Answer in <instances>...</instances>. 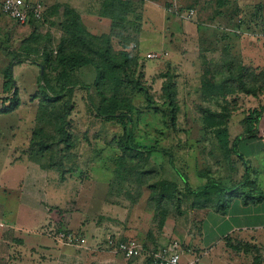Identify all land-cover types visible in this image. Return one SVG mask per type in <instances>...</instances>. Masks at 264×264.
Listing matches in <instances>:
<instances>
[{"label":"rangeland","instance_id":"1","mask_svg":"<svg viewBox=\"0 0 264 264\" xmlns=\"http://www.w3.org/2000/svg\"><path fill=\"white\" fill-rule=\"evenodd\" d=\"M2 1L0 0V109L2 105H9L8 101H2L4 95L1 87L3 71L7 67L13 70L19 104L10 113L0 115V188L8 184L7 189H11L8 190L9 196L15 201L17 199L14 187L7 181L9 167H1L6 155L2 150L10 151L14 157L20 159L21 151L26 154V158H36L34 154H41L47 157V161L49 159V154L44 152L43 148L41 151V143H47L45 141L49 135H54L53 129L56 126L53 119H48L50 109L47 104L42 105L40 100L32 98L38 89L40 67L31 63V60L42 62L39 58L40 51L34 53L32 50L39 46L55 48L61 39V29L57 25L49 24V19L45 17L35 25L16 26L2 13ZM163 1L159 0L161 3ZM205 1H176L181 7L182 15L190 10L194 12L191 18L193 23L190 25L185 23L187 21L183 17L178 18V15L175 16L177 20L173 15H168L172 23H167L169 18L164 20L159 7L157 13H147L146 16L151 17L152 23L145 26L144 32L140 21L143 7L132 15V20L125 22L118 30H112L111 22L106 21V33L97 36L111 34L113 49L127 51L130 57L135 58L134 61L138 64L134 79L140 82L144 90L136 88L132 92V87L128 86V91L122 94L130 97L135 107L132 114L134 121L131 124L124 119L126 117L109 120L97 117L95 110L90 107L87 89L75 88L72 89L71 97L67 92L62 97L61 103H67L68 106L67 122L70 132L74 135L75 147L69 154L71 159L66 158L64 161L66 172L62 177L60 172L50 169L54 180L63 185L68 182L71 184L66 193V202L62 201L63 195L59 198L60 207L71 204L70 206L77 208L79 212L81 209L89 211L86 216L91 217L94 212L93 203L101 200L111 203L115 198H123V203L130 206L136 205L140 198H147L148 208L144 211L146 215L142 217L137 228L141 225L143 229L150 228L153 219L154 225H168L174 220L171 208L175 196L173 184L179 179L175 170L187 176L190 182L193 180L197 183L194 177L199 172L206 183L217 180L219 182L215 183L232 188L244 181L245 168H248L250 173L246 179L247 189L239 187L236 188L237 191L246 192L257 181L258 188L262 186L263 190H260L264 193V114L258 126L256 141L244 138L238 142L237 150L243 161L234 153L230 155V160H227L215 135L216 130L226 128L230 143L243 135L244 119L248 112L264 105V89L257 96L242 91L209 100L200 88L206 64L218 61L223 55L232 56L240 64L239 67H244L250 85L255 83L251 78L264 81V0H232L221 18L214 15V4ZM148 5L150 7L149 3ZM167 8L175 9L172 1ZM240 20H244L246 26L240 25ZM162 32H166V35ZM140 33H143L142 36ZM28 49H31L29 52L32 54L27 53ZM152 52L167 55L159 59H147L148 53ZM260 57L261 61L258 60ZM23 58L22 63L18 62ZM95 73V69L90 65L77 68L71 73L70 86H91L93 97L92 77ZM47 75L52 85L58 84L48 69ZM169 92L174 96L172 102L167 97ZM170 103H173L176 109ZM136 109H139V113ZM126 128L130 130L134 144L159 148L158 152L152 153L147 162L142 164L143 171L148 175L141 172L144 176L139 177L130 173V169L137 168V165L130 166L121 157L117 147L125 140ZM244 146L262 149L260 153L249 155L240 152ZM13 149L16 152H13ZM166 152L173 156L175 168L171 166ZM37 161L43 162L41 158ZM203 172L205 173L202 174ZM13 178L16 181L17 177ZM149 182L153 183L150 188L145 186ZM106 187L108 195L105 200ZM115 190L119 191L114 192ZM157 190L163 197L153 203L149 195L155 197ZM180 190L183 193V188ZM126 193L132 195L126 197L127 200L124 199ZM2 196L0 194V202ZM25 200V204H29L30 197L26 195ZM142 204L140 202L137 206ZM7 212H10V218L14 210L7 208ZM21 214L25 216V213ZM82 217L80 215L78 219ZM60 230L62 229L57 228L54 231ZM66 231L82 235L74 229ZM108 237L116 238L115 235ZM259 244L250 238L243 240L229 235L213 253L220 264H264V245ZM256 257L259 259L256 260Z\"/></svg>","mask_w":264,"mask_h":264},{"label":"crops","instance_id":"2","mask_svg":"<svg viewBox=\"0 0 264 264\" xmlns=\"http://www.w3.org/2000/svg\"><path fill=\"white\" fill-rule=\"evenodd\" d=\"M116 1L25 0L31 5L39 4L42 7V13L45 14V19H49L48 23L54 26L59 22L58 16L54 15V10L67 8L73 11L79 15L80 22L86 30L96 36L106 33L108 27L106 23L110 21L108 9L110 6H115ZM118 1L131 3V11L127 15L126 23L132 20V15L139 8L143 7L144 12L140 17L142 32L145 31L146 25L149 26L152 23L151 17L146 16L147 13L149 11L157 13L158 7L163 12L164 20L169 18L168 15H173L177 20L175 17L177 14L172 11L173 9L167 8L171 1L176 5L177 0H164L163 3L159 0ZM178 8H181L180 5ZM165 11L168 13L166 14ZM186 21L188 25L193 23L191 20ZM167 23H172L170 18ZM242 29L246 31L245 28ZM162 33L166 35V32ZM142 34L140 33L141 36ZM240 59L242 60V57ZM258 60L261 61V57ZM249 140L256 141V139ZM242 148L240 152L249 155L260 153L262 149L256 146ZM2 152L6 155L1 167H9L7 181L11 187H14L13 191H15L17 200L12 201V197L9 196L8 190L11 189H7L8 184L0 188V194L3 195L0 202V222L4 224V227L0 228V264H155L152 260L153 252L166 246L172 240L179 241L187 249L186 258L195 259L196 264H220L213 252L226 236L230 235L243 240L250 238L258 244L261 243V246L264 245V201L253 207L243 206L240 197L235 196L227 200L226 212L217 211L215 208L219 209V207L215 205L204 207L205 202L198 201L195 196L186 192L180 172L175 170L179 179L173 184L175 196L172 199L171 208L174 220L168 225H154L153 219L150 228L143 229L142 225L137 228L142 217L146 215L144 211L148 208L147 198H140L141 200L139 199L136 205L130 206L123 203V198H115L111 203L101 200L93 203L92 211L94 212L91 217H88L86 213L89 211L81 209L79 212L77 208L70 206L71 204L69 206L65 204L64 208L60 207L59 198L63 195L62 201L66 202V193L71 184L68 182L63 185L54 180L52 172L44 168V158L40 157L43 162H39L37 161L39 158L32 156L26 158L23 151H21L22 159L14 157L10 151L5 149ZM13 152L16 151L13 149ZM13 176L17 177L16 181ZM194 178L197 179V183L193 180L190 182L186 176L190 190L196 191L206 185V181L204 182L199 172ZM152 184L149 182L145 186L150 188ZM179 188H183V193ZM260 189L263 190L262 186ZM156 192L155 197L149 195L153 203L163 197L159 190ZM26 195L30 197L29 204H25ZM107 195L106 187L105 200ZM124 196L127 200L126 197L132 195L126 193ZM140 202L143 204L137 206ZM57 203L58 205H55ZM151 206L155 208L153 204ZM7 208L14 210L10 218H8L10 212H7ZM19 212L25 213V216L23 217ZM80 215L83 217L79 220ZM57 228L78 231L86 238V244L78 247L55 242L51 232ZM113 235L116 236V241L137 240L143 247L141 254L126 260L120 253L108 246V236Z\"/></svg>","mask_w":264,"mask_h":264},{"label":"trees","instance_id":"3","mask_svg":"<svg viewBox=\"0 0 264 264\" xmlns=\"http://www.w3.org/2000/svg\"><path fill=\"white\" fill-rule=\"evenodd\" d=\"M231 1L232 0H206L205 2L214 4V15L221 17ZM221 9L223 11H221ZM108 11L110 12L108 18L111 21L110 25L112 30H118L123 27V24L126 22L127 15L131 11V3L117 0L116 5L110 6ZM54 15H57L59 18L57 27L61 29V39L55 48H50L48 46L44 48V46H39L32 50L34 53L40 51L39 58L42 59V62L37 63L31 60V63L42 67L43 70L42 73L39 72L37 78L38 89L32 98L40 100L42 105L47 104V108L50 109L48 111V119L49 121L50 118L51 120L53 119L56 127L53 129L54 135H49L45 141L47 143H41V151L43 148V151L49 154V163L45 155L34 154V157L37 159L40 157L44 158V168L48 171L52 169L60 172L62 177L64 172H66V169L63 167L64 161L66 158L71 159L69 154L75 147V140H73L74 135L70 132L69 123L67 122V116L69 114L67 109L68 106L67 103H61V99L65 93L67 92L71 97L72 91L75 88L87 89L86 95L89 99L90 107L95 110L97 117L107 120L126 117L124 119H126L128 124H131L134 121L132 114L135 107L132 105L130 97L123 96L122 94L128 91V86L132 87V92H134L136 88L140 90H144V88L138 80L134 79V75L137 72V61H134L135 58L130 57L127 51H115L113 49L110 42L111 34L101 36L91 34L80 22L79 15L67 8L54 10ZM44 16L45 14H43L42 20H44ZM42 20H35L30 17L27 25H35ZM239 24H245L244 20H240ZM32 28L34 29V26H32ZM114 31H112V33H114ZM29 51H31V49H28L27 53L32 54ZM23 60L24 58L19 59L18 62L22 63ZM238 64V61L233 59L232 56L229 57L226 55L221 56L219 60L214 63L210 61L206 64L207 66L203 69L201 77V89L207 99L215 100L218 99V97L223 98L228 93H240L242 91L246 94L257 96L258 93L264 89V81L262 82L259 79L254 80L251 78L255 83L250 85L249 78L246 79L244 67H239L240 64ZM88 65L92 66L96 71L95 76L92 77L95 99L94 96L92 97L91 95V86H70L69 82L73 71L81 66ZM47 69L57 80V85H52L50 82ZM2 78L1 87L2 94L4 95L2 101H8L9 105H2L3 107L0 109V115L10 113L11 110H14L19 104L18 88L11 67L5 68ZM173 87L174 90H176L175 86ZM131 90H129L130 94ZM167 97H169L170 102L174 99L173 93L171 96L170 92L169 94L167 93ZM170 104L176 109L173 103ZM138 110L139 109H136V111ZM263 114L264 105L250 110L244 119L245 133L238 136L232 143L229 141V132L226 128H220L215 131L218 145L227 160H230V155L234 153L240 161H243L237 150L238 142L244 138H258V126ZM211 117H213V115ZM209 121L211 122V120ZM124 133L125 140L121 145L119 143V147L117 148L120 150L121 157L126 160V163L130 166L137 165V168L130 169V173L137 174L139 177L148 175V173L143 171L144 165L142 164L147 162V159L150 158L152 153L158 152L159 148L156 146L146 147L136 145L133 142L132 135L128 128L125 129ZM166 153L169 157L171 166L175 168L176 165L173 156L171 157L169 155L170 152ZM141 172H143L144 175H142ZM249 173V169L245 168L244 181L232 188H226L215 183L219 182L217 180H210L205 186L196 191L190 190L185 175L181 173L180 175L184 181L186 192L195 196L198 201L205 202L206 205L204 204V207L215 205L219 207V209L214 207L217 211L221 210L222 212H226L228 207L227 200L235 196L240 197L243 206L258 205L264 201V193L258 188L257 181L252 185L253 187L251 186L247 191L244 190L246 192L239 193V191H237L238 189L236 188L239 187L243 189L247 188L246 184L248 185V181L246 179H248ZM222 209H224V211ZM258 259L259 257H256V260ZM261 260L262 258H260V262Z\"/></svg>","mask_w":264,"mask_h":264},{"label":"built area","instance_id":"4","mask_svg":"<svg viewBox=\"0 0 264 264\" xmlns=\"http://www.w3.org/2000/svg\"><path fill=\"white\" fill-rule=\"evenodd\" d=\"M175 1V0H174ZM175 9H171L178 16L183 17L185 20H192L194 12L192 10L186 12L185 15L180 13L181 8L174 4ZM2 13L12 20L15 25L25 26L28 24L30 17L35 20H42L43 13L42 7L39 4H30L25 0H3L1 3ZM264 31V26H263ZM166 53H148L147 58L150 60L159 59L166 56ZM4 224L0 222V228H3ZM51 236L57 243H62L70 246H84L86 244V238L78 233L66 230H60L58 232L52 231ZM1 239V237H0ZM108 245L114 249L115 252L120 253L126 260L138 257L142 252V246L134 239L128 241H116L111 237L107 239ZM186 250L183 245L177 241L172 240L166 246L161 247L157 251L153 252L152 260L155 264H196V260L186 258ZM186 258V259H185Z\"/></svg>","mask_w":264,"mask_h":264},{"label":"water","instance_id":"5","mask_svg":"<svg viewBox=\"0 0 264 264\" xmlns=\"http://www.w3.org/2000/svg\"><path fill=\"white\" fill-rule=\"evenodd\" d=\"M42 71H43V70H42V67H40V73H42ZM14 83H15V81H14Z\"/></svg>","mask_w":264,"mask_h":264}]
</instances>
